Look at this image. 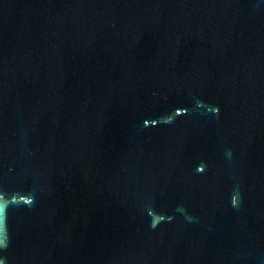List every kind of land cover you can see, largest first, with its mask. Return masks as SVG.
Here are the masks:
<instances>
[{"label":"water","instance_id":"water-1","mask_svg":"<svg viewBox=\"0 0 264 264\" xmlns=\"http://www.w3.org/2000/svg\"><path fill=\"white\" fill-rule=\"evenodd\" d=\"M0 264H264V0H0Z\"/></svg>","mask_w":264,"mask_h":264}]
</instances>
